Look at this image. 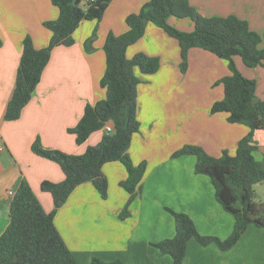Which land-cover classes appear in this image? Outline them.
Listing matches in <instances>:
<instances>
[{
  "label": "crops",
  "instance_id": "crops-1",
  "mask_svg": "<svg viewBox=\"0 0 264 264\" xmlns=\"http://www.w3.org/2000/svg\"><path fill=\"white\" fill-rule=\"evenodd\" d=\"M148 0H112L98 24V35L92 52H86L84 40L93 30L94 21H82L73 32L71 46H55L41 73L30 100L15 120H5L4 112L12 96L22 40L30 35L36 48L48 44L51 32L42 24L55 19L58 8L51 0H0V234L9 223V204L21 179H25L46 211L53 208L49 192L40 187L42 180L53 182L64 178L60 166L31 150L36 137L46 148L66 153H82L98 143L101 128L77 144L73 127L87 103L105 96L100 78L105 69L103 43L112 31L119 35L128 27L125 17L137 12ZM205 17L235 15L247 21L250 29L264 33V0H188ZM188 19V18H187ZM191 20V19H190ZM171 16L168 22L180 30L193 29V22ZM101 24V25H100ZM264 47V39L260 43ZM136 52L159 57V68L134 73L137 85V120L139 127L132 134L128 149L131 161H146V168L123 211L130 194L120 182L127 170L119 160L103 164L107 179V196L101 197L91 181L77 185L54 215L55 225L78 264H89L96 256L105 261L120 259L125 264H172V258L152 245L175 234L173 215L165 208L188 214L199 233L226 238L232 231L234 217L223 209L214 195L210 178L195 173L196 157L172 153L185 144L202 146L212 156L223 150L233 155L237 142L249 127L227 121V112H210L212 103L223 97L217 90L200 103L193 96L200 81L202 88L213 90L214 82L229 73L227 60L213 52L191 47L187 59L191 68L182 76L179 70L180 47L176 38L161 27L148 22L143 35L126 48L131 58ZM237 63V62H236ZM240 72L256 82L255 94L264 100V67H247ZM188 66V67H189ZM197 75L201 78L196 80ZM205 83V85H204ZM254 157L264 159V129H256ZM257 214L264 219V203L255 202ZM182 264H264V228L247 225L237 242L222 250L215 243L200 244L195 238L187 241Z\"/></svg>",
  "mask_w": 264,
  "mask_h": 264
},
{
  "label": "trees",
  "instance_id": "trees-1",
  "mask_svg": "<svg viewBox=\"0 0 264 264\" xmlns=\"http://www.w3.org/2000/svg\"><path fill=\"white\" fill-rule=\"evenodd\" d=\"M111 0H51L58 8V16L42 22L50 32L48 44L36 48L30 35L22 40V52L17 67L13 93L4 112L5 120H15L30 100L41 73L47 65L55 46H71L73 32L83 20L100 21ZM170 16L190 18L191 31H182L168 22ZM152 22L168 35L176 38L180 47V70L187 68V54L191 47H200L227 60L230 73L214 84L223 85V97L215 100L211 113L227 112V121L242 123L249 127L248 133L237 142L236 152L231 155L223 150L219 156L208 154L196 144H185L172 153V157L194 155L195 173L210 178L214 195L223 209L234 217L232 231L226 238L199 233L193 219L184 212L169 207L165 209L174 217L175 234L152 243L163 254L172 258V264H182L187 241L195 238L200 244L215 243L220 249L231 248L248 224L264 228V219L257 214L253 185L264 180V159L254 157L257 144L253 139L256 129H264V100L255 94L256 82L245 77L237 68L234 57L239 56L247 67H264V47H260L264 33L250 29L246 20L235 15L205 17L190 5L188 0H148L137 12L126 15L128 29L116 35L108 32L103 43L105 69L100 86L105 96L94 103H87L75 126L67 128L75 135L77 144L106 123L112 132L103 133L100 141L89 145L79 154L66 153L60 149L46 148L36 137L31 150L57 163L64 178L53 182L42 180L40 187L49 192L53 208L46 211L31 186L21 179L9 204V223L0 234V264H78L71 250L58 231L54 215L73 189L91 181L104 198L107 196V179L102 166L108 161L119 160L127 170L120 185L130 194L119 214L123 218L127 207L146 168V161L134 164L128 153L131 137L138 130L137 85L140 79L134 73L137 66L142 73H153L159 68V58L144 52L126 56V48L140 38L146 24ZM95 31L83 42L86 52L94 49ZM89 264H125L120 259L105 261L92 257Z\"/></svg>",
  "mask_w": 264,
  "mask_h": 264
},
{
  "label": "rangeland",
  "instance_id": "rangeland-1",
  "mask_svg": "<svg viewBox=\"0 0 264 264\" xmlns=\"http://www.w3.org/2000/svg\"><path fill=\"white\" fill-rule=\"evenodd\" d=\"M112 1V0H111ZM111 1H110V3H111ZM109 3V4H110ZM109 4H108V6H109ZM107 6V7H108ZM171 17V16H170ZM177 19L178 20H180V19H183L184 21H182V24H184L185 25V27L186 28H190L188 25H187V23L186 22H188V21H190V22H193L192 20H190V18H179V17H177ZM83 21H86V22H90V21H94V28H93V30H92V32L93 31H95V35H94V40H93V43H95V40H96V38H97V35H98V24H99V22L100 21H96V20H83ZM169 24H171L172 26H174L172 23H169ZM101 25V24H100ZM80 26V25H79ZM78 26V27H79ZM77 27V28H78ZM175 27V26H174ZM194 27V26H193ZM175 28H177V27H175ZM177 29H179V28H177ZM180 30V29H179ZM192 30V29H191ZM191 30H189V31H191ZM182 31H187V30H182ZM92 32L90 33V35L92 34ZM109 32H112V31H109ZM89 35V36H90ZM107 35V34H106ZM88 36V37H89ZM87 37V38H88ZM86 38V39H87ZM85 39V40H86ZM84 40V41H85ZM93 46H94V44H93ZM159 58V57H158ZM223 60H224V58H222ZM234 60H235V64H236V66L238 67V65H237V63H239L240 64V66H243V62H242V60H241V58L239 57V56H235L234 57ZM237 62V63H236ZM180 63H181V57H180V60H179V63H178V68H179V70H180ZM227 65V64H226ZM189 63H188V59H187V68H186V70L185 71H181L182 72V76L184 75V74H187V71L191 68V66H189ZM229 69V68H228ZM240 71V70H239ZM229 73H230V71H229ZM228 73V74H229ZM139 78V77H138ZM200 76L199 75H197V77H196V80L197 81H199L200 80ZM140 83V82H139ZM220 84V83H219ZM219 84H214L215 86L213 87V90L210 92V94H209V89L206 87V85H205V83H204V85H205V87L204 88H202V83L199 81L198 82V84L197 85H193V86H195L197 89V91L194 93V95L193 96H195V97H197V100L196 101H198V102H200V103H203V102H205L207 99H209V97L210 96H214V97H216V95H217V90H219V88L222 90V87H218V86H216V85H219ZM219 86H222V84H220ZM215 88H217V90L215 89ZM136 118H137V116H136ZM177 150V149H176ZM144 161V160H143ZM253 190H254V192H255V198H254V201L255 202H261V203H264V180L263 181H260V182H257V183H255L254 185H253ZM98 191V190H97ZM99 192V191H98ZM100 194V193H99ZM102 197V196H101Z\"/></svg>",
  "mask_w": 264,
  "mask_h": 264
},
{
  "label": "built area",
  "instance_id": "built-area-1",
  "mask_svg": "<svg viewBox=\"0 0 264 264\" xmlns=\"http://www.w3.org/2000/svg\"><path fill=\"white\" fill-rule=\"evenodd\" d=\"M103 129L105 132H112L113 131V128H112V125L109 124V123H106L104 126H103ZM13 192H10L9 191V194H12Z\"/></svg>",
  "mask_w": 264,
  "mask_h": 264
},
{
  "label": "water",
  "instance_id": "water-1",
  "mask_svg": "<svg viewBox=\"0 0 264 264\" xmlns=\"http://www.w3.org/2000/svg\"><path fill=\"white\" fill-rule=\"evenodd\" d=\"M76 2H78V0H76Z\"/></svg>",
  "mask_w": 264,
  "mask_h": 264
}]
</instances>
